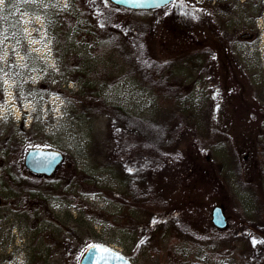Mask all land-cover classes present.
<instances>
[{"label": "rangeland", "instance_id": "1", "mask_svg": "<svg viewBox=\"0 0 264 264\" xmlns=\"http://www.w3.org/2000/svg\"><path fill=\"white\" fill-rule=\"evenodd\" d=\"M236 2L231 14L217 16L231 25L229 39L223 26L204 27L200 15L191 17L198 21L190 28L183 23L191 4L201 9L209 0H175L158 13L119 11L109 0H68L67 8L64 0L0 5V264H78L89 244L110 246L133 264H238L239 254L242 263L264 264V186L258 185L264 158L255 145L264 127V0ZM245 11L253 22L241 29L237 19ZM136 20H152L146 41L161 61L190 54L184 49L192 45L176 44L177 34L189 41L196 37L201 57L180 59L182 88L143 80L140 49L132 42ZM246 31L252 39L241 45ZM108 34H119L133 49L110 57L101 44ZM80 72H92L99 96L135 116L154 118L162 108L175 107L184 114L186 128L151 172L161 204L147 209L118 204L119 186L106 171L93 175L104 193L83 191L89 186L82 177L67 181L74 167L79 171L94 158L98 140L106 148L98 156L102 163L114 160L111 167L126 175L135 166L131 161L125 167L129 154L120 141L126 131L92 107L87 90L79 93ZM10 136L14 150L1 144ZM32 147L63 156L43 181L23 166ZM18 183L53 186L60 197L37 213L35 200L8 189ZM215 205L223 209L225 228L211 222ZM54 218L57 225L48 224Z\"/></svg>", "mask_w": 264, "mask_h": 264}, {"label": "trees", "instance_id": "2", "mask_svg": "<svg viewBox=\"0 0 264 264\" xmlns=\"http://www.w3.org/2000/svg\"><path fill=\"white\" fill-rule=\"evenodd\" d=\"M110 2V1H109ZM114 8H117L119 11H124L127 13L131 12H143L144 10H131L127 8H123L121 6H117L110 2ZM170 5V4H169ZM192 5V4H191ZM189 6L188 16L186 15L185 22H183L187 27L190 28L192 21L197 20L195 18L194 20L191 19V17H195L197 15H200V8L196 6ZM168 5L153 9L156 13L161 12L164 10ZM214 13V12H213ZM201 16V15H200ZM183 17V16H182ZM198 21V20H197ZM179 25V22H175ZM135 31L133 36V41L140 49L139 57L143 60L142 63H140L142 71L143 80L148 81L150 85L157 87L166 85L167 83H174L176 87L182 88L185 84L184 78L181 77L182 75V69L181 66L182 61L180 59H185L189 56L196 55L194 58L199 59V56L201 57L200 53H198L197 50L194 49L195 45L194 42H196V37L189 36L192 41H189L188 39H182L179 37L180 34H177L178 43L180 44L183 40L186 42V44L190 43L193 48L191 49H184L186 53L182 58H174L171 57L169 59H166L164 61H161L160 59L155 58L150 53L149 44L146 41L147 37V29L152 28V20H149L148 22H145L143 20H136L134 23ZM182 27V26H181ZM179 31H182L179 30ZM188 31H191L190 29ZM180 33V32H179ZM175 36V35H174ZM106 38L101 39L103 42V46L107 49V52L111 54L110 57H113V53L118 50L124 51V48H132V43H125L124 40L119 36V34H108L105 36ZM109 41V44H108ZM131 42V41H129ZM113 43V44H110ZM107 45H110V48H107ZM196 48V47H195ZM180 57V56H179ZM108 61H112L111 58H108ZM89 71V70H88ZM202 71V70H201ZM82 77L80 79L81 82V88L79 93L87 90L86 93H89L91 95V103H93L92 107H96L99 109L103 115L106 117H109V120L112 121L113 124L117 125L118 128L121 130L123 129L125 132V135L123 139L120 141L121 145H124L125 152L129 154L126 162V169L130 165L131 161L135 162L134 169L131 170V175L128 173V170L125 171L127 173L124 174L118 167H111L110 164L116 163L114 160L109 162H101L100 157L105 154L106 148H102L100 146V141H97V144L94 146L93 153V159L90 160L88 163H85L86 167L77 170V167H74L70 171L67 177V181L71 180H81L82 177V185L89 186V187H83V191L87 192H105L102 190V188L98 187V184L96 182V179L94 178V173L96 171H106L109 172L112 176V178L115 179L117 182L119 188L117 191H119L118 196L119 198L118 204H124L126 203L130 207H135L137 209H147L146 207L151 206V204H161L162 200L160 195L157 192V186L152 180L151 172H153L156 169H159L161 165L165 162L164 161V155L165 151L169 150L171 147H174V142L176 138L180 135V128H184L188 123L184 118V114L180 109L177 107L171 108V110H168L164 112V108H162V115L159 114L158 117H138L131 113H128L125 109L121 107H117L111 104H108L103 98H101L97 92L96 89H93V82L90 81L89 75L93 74L92 72L86 73V72H80ZM145 81V82H146ZM195 86V82L192 83V87ZM177 91V89H176ZM181 91V90H180ZM85 93V94H86ZM94 104H100L99 107H97ZM189 107V106H188ZM187 108V107H186ZM185 108V109H186ZM94 117V116H92ZM164 121V123H162ZM186 128V127H185ZM134 134V139H133ZM137 137L139 140H137ZM124 141V142H123ZM14 140L12 137H8L3 141L2 147L8 149L9 145L11 149L14 150ZM261 148V153L263 151V148L261 146V143L257 144ZM176 155V154H175ZM100 156V157H98ZM119 160V159H118ZM113 162V163H112ZM120 162V160H119ZM125 163V162H124ZM123 164V162L121 163ZM122 168V167H121ZM101 169V170H100ZM261 175L264 173V170L260 171ZM29 175L32 177L33 174L29 173ZM261 175L259 176L258 185L260 187L262 186V179ZM36 176V175H35ZM43 181L47 179L49 176H37ZM58 184H55V186ZM17 189L15 194L19 193V195H22L23 193L27 194V198L29 200H35V203H32V206H34L37 213L39 210H46L48 200L50 199H58L60 197L59 194L56 193V187L48 188V189H40L41 185H24L22 183H18L17 186L12 185L9 186L8 189L14 188ZM66 187V184H65ZM63 187V188H65ZM54 191V197L49 196V190ZM48 193V194H47ZM257 200V199H256ZM251 203L256 204L257 201H253V198L251 197ZM155 206V205H154ZM262 207V206H261ZM263 212V211H261ZM49 214V212H47ZM264 215V212H263ZM40 216V214H36V217ZM117 217V216H116ZM48 221V220H47ZM115 223V222H114ZM48 224H56L55 218L53 220H49ZM116 224V223H115ZM86 245H83V248H85ZM83 251V249H82ZM244 255L239 254L238 264H254V262L246 260L244 263H242V257Z\"/></svg>", "mask_w": 264, "mask_h": 264}, {"label": "water", "instance_id": "3", "mask_svg": "<svg viewBox=\"0 0 264 264\" xmlns=\"http://www.w3.org/2000/svg\"><path fill=\"white\" fill-rule=\"evenodd\" d=\"M112 3L122 6L128 9H142L148 10L153 8H159L164 6L165 4H160L156 6L152 0H141L138 3H126L124 0H110ZM174 0H168L172 2ZM167 3V4H168ZM63 160V156L59 151L56 150H49V149H40V148H30L26 151L24 155V166L27 170L35 174H43V175H51L58 165ZM211 222L213 226L216 228L222 229L225 228L227 225L225 215L222 211V208L218 205H215L211 210ZM103 247L110 249V253H98L95 249L92 252H86L85 250L80 256L78 264H95L94 259H90L89 257L92 253H96V255H107L109 256L106 260H100L99 264H133L128 258H126L122 253L119 251L111 248L110 246L104 244H97ZM87 248V247H86ZM85 248V249H86ZM117 257H123L122 259Z\"/></svg>", "mask_w": 264, "mask_h": 264}, {"label": "flooded vegetation", "instance_id": "4", "mask_svg": "<svg viewBox=\"0 0 264 264\" xmlns=\"http://www.w3.org/2000/svg\"><path fill=\"white\" fill-rule=\"evenodd\" d=\"M236 1H238V0H229V2H228V0H226L227 4L225 6H219L220 4H218V0H209L210 6L203 5L200 9V15H201V18H203L204 27L210 26L212 24L214 25V27L220 26L222 28V26H223L224 29L227 31L226 37H228V39H229L231 37V34H230V31L232 30V29H230L231 25L228 24L227 22H222L223 20H221L220 18H217V16L219 14H222L225 16L231 14L232 11H234V7H236V5H237ZM239 2L241 3L242 6H244L248 3V0H239ZM243 15L245 16V19H243ZM252 22H253V17H252V15L250 16V14H248L247 11L242 12L241 15L239 16V18L237 19L238 27L240 26L241 29L247 28L246 27L247 23L252 24ZM217 23H218V25H216ZM250 39H252V36L250 35V33L248 31L241 33V39H240V40H242L241 45H245V44L248 45V42H250ZM251 42H252V40H251ZM235 43H237V42L236 41L233 43L231 42L228 45V47H230V48L235 47ZM258 143H261V146L263 148L262 156L264 158V127H263V132H262V138L258 142H256L255 145H257ZM263 174L261 175L262 186H264Z\"/></svg>", "mask_w": 264, "mask_h": 264}, {"label": "snow or ice", "instance_id": "5", "mask_svg": "<svg viewBox=\"0 0 264 264\" xmlns=\"http://www.w3.org/2000/svg\"><path fill=\"white\" fill-rule=\"evenodd\" d=\"M5 0H0V5L4 4ZM94 2V0H93ZM117 2H119V0H117ZM124 2L126 3H138L141 2V0H124ZM146 2V0H145ZM153 3L156 4V6H159L160 4H167L168 0H152ZM105 3H107V0H105ZM64 7L67 8L68 7V0H64ZM0 71H3V69H0ZM130 171V169H129ZM152 223H156L155 219H153ZM140 244H143L144 241L141 240L139 242ZM262 243H264V241H262ZM139 247V244L137 245ZM95 249L96 252L98 253H110V249L103 247L101 245H97V244H89L87 246V248L85 249L86 252H92V250ZM90 259H94L95 260V264H99L100 260H106L109 258V256L107 255H96V253H92V255L89 257ZM122 259L123 257H117Z\"/></svg>", "mask_w": 264, "mask_h": 264}]
</instances>
